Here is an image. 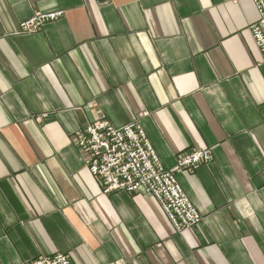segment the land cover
<instances>
[{
	"label": "crops",
	"instance_id": "1",
	"mask_svg": "<svg viewBox=\"0 0 264 264\" xmlns=\"http://www.w3.org/2000/svg\"><path fill=\"white\" fill-rule=\"evenodd\" d=\"M37 12L63 16L31 33ZM252 0H0V260L264 264V56ZM140 121L202 216L104 195L77 133Z\"/></svg>",
	"mask_w": 264,
	"mask_h": 264
},
{
	"label": "built area",
	"instance_id": "2",
	"mask_svg": "<svg viewBox=\"0 0 264 264\" xmlns=\"http://www.w3.org/2000/svg\"><path fill=\"white\" fill-rule=\"evenodd\" d=\"M259 15L251 26L253 38L264 56V0H252ZM63 12H37L23 22V33L37 32ZM77 144L86 153L85 163L102 183L104 195L117 192L144 193L156 199L177 232L202 221L197 208L180 186L177 175L212 163V150H194L180 156L172 169L163 167L140 121L115 128L105 118L77 133ZM0 264H2L0 260ZM25 264H72L68 256L39 257Z\"/></svg>",
	"mask_w": 264,
	"mask_h": 264
}]
</instances>
